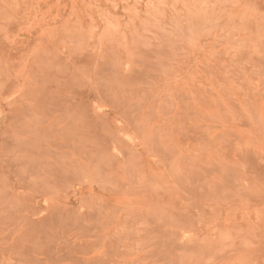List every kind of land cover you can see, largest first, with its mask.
Listing matches in <instances>:
<instances>
[{"label":"rangeland","instance_id":"rangeland-1","mask_svg":"<svg viewBox=\"0 0 264 264\" xmlns=\"http://www.w3.org/2000/svg\"><path fill=\"white\" fill-rule=\"evenodd\" d=\"M0 264H264V0H0Z\"/></svg>","mask_w":264,"mask_h":264}]
</instances>
